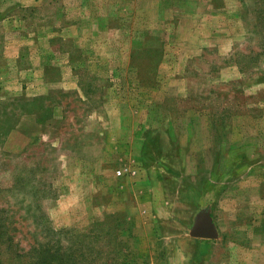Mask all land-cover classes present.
Masks as SVG:
<instances>
[{"label":"rangeland","instance_id":"obj_1","mask_svg":"<svg viewBox=\"0 0 264 264\" xmlns=\"http://www.w3.org/2000/svg\"><path fill=\"white\" fill-rule=\"evenodd\" d=\"M76 254L264 264V0H0V264Z\"/></svg>","mask_w":264,"mask_h":264},{"label":"water","instance_id":"obj_2","mask_svg":"<svg viewBox=\"0 0 264 264\" xmlns=\"http://www.w3.org/2000/svg\"><path fill=\"white\" fill-rule=\"evenodd\" d=\"M190 236L196 239H215L217 233L211 217L207 211H201L194 219V225L190 230Z\"/></svg>","mask_w":264,"mask_h":264},{"label":"trees","instance_id":"obj_3","mask_svg":"<svg viewBox=\"0 0 264 264\" xmlns=\"http://www.w3.org/2000/svg\"><path fill=\"white\" fill-rule=\"evenodd\" d=\"M60 234H63V232L60 231ZM77 240L78 239L75 238L74 243H76ZM78 253H81V252H78ZM76 255H78L76 258H73L72 260H70L67 263L66 262H62V264H78V263H76V261L80 262L79 259H80V257H82V255H79V254H76ZM84 263H86V264H96V263H92V262H84ZM34 264H37V263L35 262ZM40 264H47V263L41 262ZM104 264H108V263L104 261Z\"/></svg>","mask_w":264,"mask_h":264},{"label":"built area","instance_id":"obj_4","mask_svg":"<svg viewBox=\"0 0 264 264\" xmlns=\"http://www.w3.org/2000/svg\"><path fill=\"white\" fill-rule=\"evenodd\" d=\"M121 174H122V171H118V172H117V175H121Z\"/></svg>","mask_w":264,"mask_h":264},{"label":"crops","instance_id":"obj_5","mask_svg":"<svg viewBox=\"0 0 264 264\" xmlns=\"http://www.w3.org/2000/svg\"><path fill=\"white\" fill-rule=\"evenodd\" d=\"M217 233V232H216ZM216 239V238H215ZM204 240H207V239H204ZM211 240H214V239H211Z\"/></svg>","mask_w":264,"mask_h":264}]
</instances>
